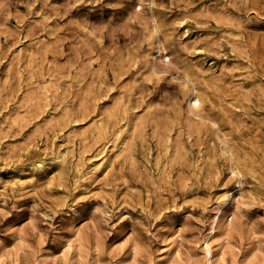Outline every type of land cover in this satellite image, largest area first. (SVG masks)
Segmentation results:
<instances>
[{"label":"rangeland","instance_id":"1","mask_svg":"<svg viewBox=\"0 0 264 264\" xmlns=\"http://www.w3.org/2000/svg\"><path fill=\"white\" fill-rule=\"evenodd\" d=\"M0 264H264V0H0Z\"/></svg>","mask_w":264,"mask_h":264},{"label":"bare ground","instance_id":"2","mask_svg":"<svg viewBox=\"0 0 264 264\" xmlns=\"http://www.w3.org/2000/svg\"><path fill=\"white\" fill-rule=\"evenodd\" d=\"M198 99V98H197ZM206 250H208L207 248H206ZM212 250V249H211ZM207 252V251H206Z\"/></svg>","mask_w":264,"mask_h":264}]
</instances>
